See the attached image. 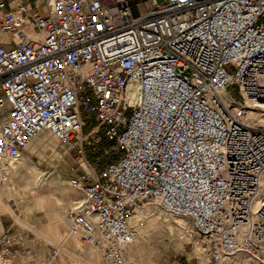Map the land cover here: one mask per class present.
Instances as JSON below:
<instances>
[{
  "label": "built area",
  "instance_id": "2783aa9c",
  "mask_svg": "<svg viewBox=\"0 0 264 264\" xmlns=\"http://www.w3.org/2000/svg\"><path fill=\"white\" fill-rule=\"evenodd\" d=\"M247 108L264 112V0L22 1L0 17V156L44 130L83 142L93 116L120 154L71 178L65 216L111 264L156 203L191 218L193 264H264V123Z\"/></svg>",
  "mask_w": 264,
  "mask_h": 264
},
{
  "label": "rangeland",
  "instance_id": "374dc122",
  "mask_svg": "<svg viewBox=\"0 0 264 264\" xmlns=\"http://www.w3.org/2000/svg\"><path fill=\"white\" fill-rule=\"evenodd\" d=\"M39 10H44V8L42 7ZM233 95L238 98V91L234 90ZM247 112V114H249L248 110ZM261 112L263 120L259 119V121L264 123V112ZM86 118L87 122L83 129L86 138L83 142L81 138L78 139L75 137L71 144H64L57 136L47 130L48 133L50 132L49 134L53 140V148H50V150L49 148H43L39 137L33 139L23 154V156L28 158L29 163L26 164V167L22 168V173L28 175L33 164L37 165L38 168L42 170L49 171V174H47L49 179L52 180V178L57 177L54 180L59 184L60 190L58 193H60L61 190L65 192L67 186H74L71 181H69L72 177L82 174L96 176L102 165L117 159L120 153L115 149V143L103 136L102 132L92 131L93 126L97 123L93 116H87ZM249 120L252 119L249 118ZM77 141H79L78 145ZM102 145L104 146V153L102 155L96 154ZM3 172V179L5 178L7 181H10L11 175H13L12 169L3 167ZM14 177L17 176L14 175ZM19 179L20 183L25 182L21 176H19ZM2 182L0 174V183ZM12 186L13 188L15 187L14 184H12ZM64 188L66 189L64 190ZM62 191L61 193L63 194ZM76 192L74 203L70 209L75 206L76 199L81 197L82 191L79 187ZM9 203L16 214L20 215L21 218L27 216L23 210L27 206V201L20 202L12 198L9 200ZM156 204H145L140 205V207L160 206V204ZM67 207L68 204L66 205V208ZM159 208L164 213L162 211L150 213L141 218L140 221L134 222L138 227V236L134 242L136 244L141 243L142 246H140V249H138L139 251L135 254L136 258H131L128 251H126L124 264H193L195 262L197 252H199V244L196 232L193 230L191 218L188 217L185 219L188 229H184L179 226V223H177L175 219L171 222L168 221V219H166V217L169 216L167 212L162 207ZM68 209L69 207L67 210ZM60 211H64L63 215L65 214L63 208H61ZM159 213H161V215H159ZM45 214L46 213L42 209H34L33 213L28 214L30 223L38 225ZM151 221L155 223H150ZM60 228L62 231L71 229L69 225L65 223L62 224ZM0 229V235L4 233L10 234L14 239L12 241L11 252L15 264H26L25 262L28 264H85L81 259H88L90 257L87 251L90 248L98 247L86 243L83 239H78L85 249V251L79 254L76 246L77 239H75V236L72 234L65 244H68L74 253L81 255V259L75 257L72 252L68 250L62 249L58 252L55 244L38 238L32 229L19 224L7 213H2L0 215ZM141 229H144L146 233L145 236L140 232ZM103 253L104 250L102 251L104 262L111 264ZM237 260L238 262H231L229 264H240L241 261L243 262L241 259ZM209 264L215 263L210 262Z\"/></svg>",
  "mask_w": 264,
  "mask_h": 264
},
{
  "label": "bare ground",
  "instance_id": "6f19581e",
  "mask_svg": "<svg viewBox=\"0 0 264 264\" xmlns=\"http://www.w3.org/2000/svg\"><path fill=\"white\" fill-rule=\"evenodd\" d=\"M247 110L249 111L248 115L250 119L263 120V118L261 117L262 112L259 109L257 110L247 109ZM49 133L47 132V130H44L36 136L40 138L44 149L53 148V144H52L53 140ZM36 137L34 139H36ZM28 163H29L28 158H26L25 156L21 157L18 161L0 156V174H1V180L3 181L2 183H0V215L2 213L10 214V216L14 220H16V222L29 229H32L36 233L38 238L43 239L46 242H51L55 244L57 246L58 252L62 249L68 250L69 252H72V254L75 257L81 259L82 256L79 254L85 251V249L83 245L78 241V239H82L80 237L81 236L80 233L72 229L68 231H62V229L60 228V226L64 223L66 225H69L65 215L66 212L70 209V207L74 203V196L77 194L76 191L78 187L67 186V189L64 188V190L66 189L65 192L61 190L63 194L61 193V191L60 193H58V191L60 190L59 184L56 180H54L57 177L52 178V180L49 179V176H47V174H49V171L42 170L38 168L37 165L33 164L31 167L32 169L29 171L30 173L28 175L23 174L21 170L22 168L26 167V164ZM3 167H8L12 169L13 175H11L10 181H7L5 178L3 179L4 177ZM50 173L53 174L52 172ZM14 175L17 176L18 178L14 177ZM19 176H21L22 179L25 180L24 183H20ZM12 184L15 185L14 188ZM261 190H262L261 192L264 193V177H263V186ZM12 198L20 202L27 201V206L23 209L25 215H27L25 218H21L20 215L16 214V212L10 205L9 200ZM76 200H78V198ZM258 200L260 201V199ZM67 204L69 207L68 210H67L68 207L66 208ZM159 207H161V205L143 206V207L138 206L136 212L134 213L133 222L140 221L141 218L147 216L150 213L162 211ZM36 208L42 209L46 213L38 225L37 224L34 225L30 223V218L28 217V214L33 213V210ZM61 208L65 210L64 215H63L64 211H60ZM159 215H161V213H159ZM167 215H169L166 217L168 221L171 222L175 219L176 222L179 223V226L181 228L184 229L187 228V223H186L187 221L185 219H187L188 216L175 215L168 212ZM153 222L154 221H151L150 223ZM140 232L144 234V236L146 235L144 229H141ZM72 234L75 236V239H77L76 246H77V252H79V254L74 253L69 247V245L65 244V242L70 238V236H72ZM140 246H142L141 243L136 244L134 242L127 248L126 251H128L129 256L131 258H136L135 254L139 251L138 249H140ZM98 247L90 248L87 251L90 257L88 259H81V260H83L85 264H107L103 260V255H102L103 248H101L100 246ZM25 263L28 264L27 262ZM240 264H249V261L243 260V262L241 261Z\"/></svg>",
  "mask_w": 264,
  "mask_h": 264
},
{
  "label": "crops",
  "instance_id": "0c3cea01",
  "mask_svg": "<svg viewBox=\"0 0 264 264\" xmlns=\"http://www.w3.org/2000/svg\"><path fill=\"white\" fill-rule=\"evenodd\" d=\"M26 1L31 4L34 10L39 11L40 8H44L48 0H6V6L3 9H0V17L9 9L15 7L19 2ZM81 151V150H80Z\"/></svg>",
  "mask_w": 264,
  "mask_h": 264
},
{
  "label": "trees",
  "instance_id": "16d2710c",
  "mask_svg": "<svg viewBox=\"0 0 264 264\" xmlns=\"http://www.w3.org/2000/svg\"><path fill=\"white\" fill-rule=\"evenodd\" d=\"M104 153V146L102 145L101 147H100V150L96 153V154H98V155H102Z\"/></svg>",
  "mask_w": 264,
  "mask_h": 264
}]
</instances>
